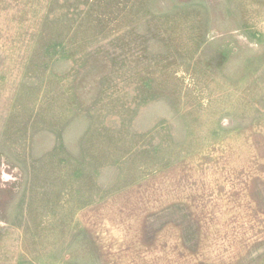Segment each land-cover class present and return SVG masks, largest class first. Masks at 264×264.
I'll return each instance as SVG.
<instances>
[{
    "label": "rangeland",
    "instance_id": "374dc122",
    "mask_svg": "<svg viewBox=\"0 0 264 264\" xmlns=\"http://www.w3.org/2000/svg\"><path fill=\"white\" fill-rule=\"evenodd\" d=\"M0 264H264V0H0Z\"/></svg>",
    "mask_w": 264,
    "mask_h": 264
}]
</instances>
